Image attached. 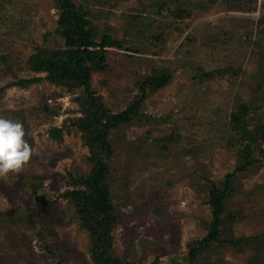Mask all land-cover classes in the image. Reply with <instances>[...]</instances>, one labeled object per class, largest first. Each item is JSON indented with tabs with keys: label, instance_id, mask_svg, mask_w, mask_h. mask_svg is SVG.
I'll return each mask as SVG.
<instances>
[{
	"label": "rangeland",
	"instance_id": "374dc122",
	"mask_svg": "<svg viewBox=\"0 0 264 264\" xmlns=\"http://www.w3.org/2000/svg\"><path fill=\"white\" fill-rule=\"evenodd\" d=\"M76 13L96 44L121 43L102 49L97 103L60 77ZM99 105L136 109L108 130L111 222L93 184ZM0 116L33 147L0 176V264H264V0H0ZM230 176L218 240L199 248Z\"/></svg>",
	"mask_w": 264,
	"mask_h": 264
},
{
	"label": "trees",
	"instance_id": "16d2710c",
	"mask_svg": "<svg viewBox=\"0 0 264 264\" xmlns=\"http://www.w3.org/2000/svg\"><path fill=\"white\" fill-rule=\"evenodd\" d=\"M75 23L71 26V31L66 32L67 37V44L72 49L65 50L61 52L65 55L64 58V65L68 67V69H72L67 74H63L60 77H68L73 76L79 82L80 86L85 88V91L89 94L91 100L94 103H97V100L91 95L92 93V78L93 73L99 69H104L105 67L102 65L104 61V53L102 49L106 47H119L121 45L120 42L114 41L110 37H105L104 40L100 43V45L96 44L93 40L94 32L87 28L90 22L86 19V17L79 15V13L75 14ZM101 49H98V48ZM56 76V75H55ZM36 79L35 81H37ZM148 81L149 86L153 90H158L166 86L169 82V77L166 75L162 76H150L147 78L146 82ZM32 80H19L16 83V86L19 87H26L28 84L32 83ZM142 99V98H141ZM96 113V122L98 125H102V134L99 137L100 146H101V153L99 155V159L97 161L98 166V173L94 177V190L96 193L95 203L97 205V209L103 214L104 220L111 222L113 220V206L110 201V190L109 186L105 182V179L109 173V167L107 164V159L111 153V147L108 141V130L112 127L120 123H127L131 120V116L136 114V109L133 106L129 107L124 112L118 115H111L107 116V110L104 109L102 105ZM248 108L242 106L240 108V112L247 111ZM237 115L235 114L233 117V122L236 125ZM104 117L107 121L103 123ZM240 132V129L238 130ZM252 142L255 143L254 136H252ZM250 148L249 154L252 153L253 147L248 145ZM249 162L245 166L246 169L249 165H251L254 161L249 158ZM244 167V169H245ZM231 185V176L226 186H224L223 190L213 188L211 190V199L210 204L213 207V215H214V222L212 224V231L208 237L200 242V246H204V244L209 245L211 242L217 241L219 236L218 228L221 225V216L225 210V203L228 195L230 196L227 191L232 193V188L229 186ZM117 264H131V263H122L119 260L116 261Z\"/></svg>",
	"mask_w": 264,
	"mask_h": 264
},
{
	"label": "clouds",
	"instance_id": "9594fccd",
	"mask_svg": "<svg viewBox=\"0 0 264 264\" xmlns=\"http://www.w3.org/2000/svg\"><path fill=\"white\" fill-rule=\"evenodd\" d=\"M20 120L0 116V176L22 169L31 159L32 145Z\"/></svg>",
	"mask_w": 264,
	"mask_h": 264
}]
</instances>
